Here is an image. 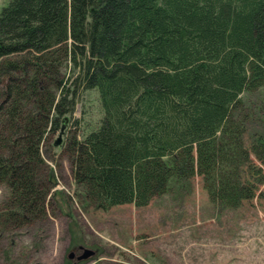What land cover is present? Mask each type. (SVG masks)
I'll return each instance as SVG.
<instances>
[{
    "label": "trees",
    "instance_id": "trees-1",
    "mask_svg": "<svg viewBox=\"0 0 264 264\" xmlns=\"http://www.w3.org/2000/svg\"><path fill=\"white\" fill-rule=\"evenodd\" d=\"M262 86L264 0H7L0 224L44 216L55 181L41 143L90 89L101 116L64 143L80 200L145 206L195 174L212 203L264 197V134L247 146L240 114Z\"/></svg>",
    "mask_w": 264,
    "mask_h": 264
},
{
    "label": "rangeland",
    "instance_id": "rangeland-1",
    "mask_svg": "<svg viewBox=\"0 0 264 264\" xmlns=\"http://www.w3.org/2000/svg\"><path fill=\"white\" fill-rule=\"evenodd\" d=\"M6 1L0 0V7ZM69 65L63 68L66 75ZM241 99L249 146L264 134V86L243 92ZM100 116L97 91L84 90L61 122L60 143L54 144L60 128L47 134L40 146L45 161L40 176L51 170L55 183L45 214L23 225L0 224V264H73L69 253L78 244L94 253L75 264H264L263 196L235 208L218 205L195 174L173 180L168 192L145 206L100 209L80 200L64 143L73 134L81 138ZM251 158L259 164L255 155ZM8 193V186L0 184V209Z\"/></svg>",
    "mask_w": 264,
    "mask_h": 264
},
{
    "label": "water",
    "instance_id": "water-1",
    "mask_svg": "<svg viewBox=\"0 0 264 264\" xmlns=\"http://www.w3.org/2000/svg\"><path fill=\"white\" fill-rule=\"evenodd\" d=\"M66 120V118L64 117L63 118V121ZM63 128H64V123L60 126V130H59V135H58V138H56V140L54 141V144H59L60 143V135L63 131ZM80 248H82V253L78 255V258L79 259H87V257H89L90 255H92L94 253V250L91 249V248H88V247H84L82 245H80ZM72 253V251L69 253V255Z\"/></svg>",
    "mask_w": 264,
    "mask_h": 264
},
{
    "label": "flooded vegetation",
    "instance_id": "flooded-vegetation-1",
    "mask_svg": "<svg viewBox=\"0 0 264 264\" xmlns=\"http://www.w3.org/2000/svg\"><path fill=\"white\" fill-rule=\"evenodd\" d=\"M78 246H79V244H78ZM78 246H77V250L74 251L75 253L72 252V253L69 255L73 264L77 263L78 261H80V262L82 261V260H80V259L78 258V255L81 254V252H82V250H81L80 248H78Z\"/></svg>",
    "mask_w": 264,
    "mask_h": 264
}]
</instances>
